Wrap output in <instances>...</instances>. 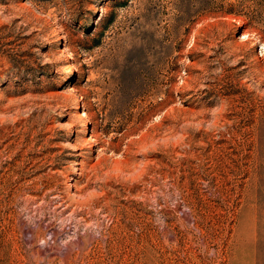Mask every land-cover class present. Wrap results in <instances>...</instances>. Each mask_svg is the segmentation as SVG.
I'll use <instances>...</instances> for the list:
<instances>
[{
	"label": "rangeland",
	"instance_id": "1",
	"mask_svg": "<svg viewBox=\"0 0 264 264\" xmlns=\"http://www.w3.org/2000/svg\"><path fill=\"white\" fill-rule=\"evenodd\" d=\"M0 264H264V0H0Z\"/></svg>",
	"mask_w": 264,
	"mask_h": 264
},
{
	"label": "bare ground",
	"instance_id": "2",
	"mask_svg": "<svg viewBox=\"0 0 264 264\" xmlns=\"http://www.w3.org/2000/svg\"><path fill=\"white\" fill-rule=\"evenodd\" d=\"M84 199V198H83ZM86 200V199H85Z\"/></svg>",
	"mask_w": 264,
	"mask_h": 264
}]
</instances>
